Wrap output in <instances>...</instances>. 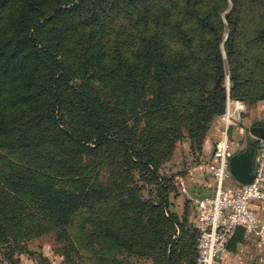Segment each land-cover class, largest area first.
<instances>
[{
    "label": "rangeland",
    "instance_id": "374dc122",
    "mask_svg": "<svg viewBox=\"0 0 264 264\" xmlns=\"http://www.w3.org/2000/svg\"><path fill=\"white\" fill-rule=\"evenodd\" d=\"M162 1L161 10L174 3L158 0ZM136 2L79 0L74 7L77 0H0V111L7 112L2 121L9 125L12 108L32 110L39 104V87L47 67L44 62L51 61L46 54L40 63L35 60L32 46L41 42L55 49L61 66L72 71L65 82L67 95L87 79L92 92L101 97L97 105L103 101L102 119L115 120L116 131L121 132L124 118L135 143L131 149L113 141L86 159L82 164L85 186L93 187L99 195L70 216L66 230L52 229L13 244L12 249L0 245V264H196V199L214 191L208 166L226 132L223 117L227 108L219 113L211 97L226 95V80L223 76L218 79L215 92L217 80L212 74L207 76V88L196 86L192 99L175 86L176 78L185 73L213 72L217 76L225 31L226 36L233 35L230 66L227 59L225 62L247 97L241 101L245 107L242 117L233 114V122L255 137L264 134V40H255L257 32L264 29V0H236L234 11L227 0H199L208 22L199 25L192 21L185 26L193 39L187 52L191 59H171L176 48L183 47L182 43L174 45L171 34V22L181 15L178 11L172 16L166 13L169 20L159 53L169 72L163 82L167 93L162 98L155 94L152 74L150 88L141 93L132 84L134 23L139 17ZM142 3V7H149V0ZM105 74L111 75L105 78ZM227 87L229 92L230 83ZM15 92L19 105L5 106L2 99L12 100ZM62 108L60 123L74 129L80 119L77 107L64 102ZM46 125L51 133L52 124ZM19 127L22 130L25 125ZM2 129L1 137L9 133ZM39 142L35 139L32 145ZM5 146H0V163L9 159L18 164L22 151ZM46 147L43 167L52 163L51 172L61 175L68 167L61 165V158L71 156V152L63 154L68 148ZM231 153L235 154L232 145ZM138 154L152 159L148 168L130 163V157L135 159ZM43 167L46 174L48 168Z\"/></svg>",
    "mask_w": 264,
    "mask_h": 264
},
{
    "label": "trees",
    "instance_id": "16d2710c",
    "mask_svg": "<svg viewBox=\"0 0 264 264\" xmlns=\"http://www.w3.org/2000/svg\"><path fill=\"white\" fill-rule=\"evenodd\" d=\"M143 1L146 0H137V2L135 0L139 17L134 23L136 43L133 69L136 80L134 78L132 84L141 93L144 88H150L149 79H151L152 74L155 80L153 86L155 94L161 97L166 92V85L163 82L169 72L167 64H165L164 59L160 58L159 53L162 48L160 47L161 44L165 42L163 29H166L169 20L165 14L171 13L172 16V12L178 11V14L181 15L180 18L171 22V29H173L171 30L173 36H171L173 39L175 38V46L182 43L183 47H177L171 54V59H191L192 55L187 52L191 50L193 39L187 33L185 26L192 21L199 25L206 24L208 14L199 5V0H174L171 7L165 10H161L164 1L159 3L158 0H149V7L146 4L142 7ZM227 1L229 8L232 6L234 11L236 0ZM78 2L79 0L74 7ZM142 8L145 10L143 11ZM226 14H223V18ZM227 17L231 23L230 15ZM232 38L231 32L229 36H226L225 31L220 41L221 57L217 58V76H214L213 72L205 74L193 72V74L185 73L176 78L177 86L175 88L182 89L185 95H189L192 99L191 94L197 91L196 86L202 88L206 84L204 79L207 76L210 77L212 74L216 78L215 92L219 88L218 79L223 76L224 81L226 80V95L211 97L212 106L215 109L220 108L219 113L225 110V107L227 108L229 101L247 99L246 94L243 93L245 89L240 92L241 89L237 86L239 81L231 69L229 74L225 62L227 59L230 66ZM202 40L201 42H203ZM255 40H264V29L257 32ZM37 44L39 45L32 46V54L37 58L35 60L40 63L42 54H46L51 60L50 64L47 61L44 62L47 67L44 82L39 87V95H41L39 104L32 110L27 108L13 110L12 108L11 117L13 119L9 118L7 121L9 125L2 121L6 120L7 112L0 111V121L2 122L0 126L9 131L1 137L3 135L1 130L3 129L0 127V146L6 145V149L8 146L10 150L22 151L21 160H18V164L9 159L0 163V245L10 246L11 249L13 244L51 233L52 229L66 230L70 224V216L79 209L86 207L90 199L99 195V192L95 191L93 187L87 188L85 186L86 180L82 177V164L86 159L97 155L104 146L113 141L125 143L127 148H135L132 133L126 125L127 122L125 124L124 118L121 121V126H123L121 132L116 131L115 120L105 122L102 119L104 115L100 108H104L103 101L101 106L97 105L101 102V97L92 92L87 79L83 80V84L78 87L77 91L67 95L68 93L64 89L65 82H67L72 71L70 68L66 69L61 66L58 61L60 55L55 49H52L51 46L46 47L41 42H37ZM14 49L17 51L18 45L15 44ZM13 52L9 57L14 56L15 52ZM110 75L105 74L104 77ZM228 83H230L229 92ZM206 88L207 85L204 86V90ZM19 100L16 92L12 100L2 99L5 106L12 104L17 106L20 103ZM105 100L108 101V99ZM64 102L72 107H77L80 118L79 123L75 125L77 130L75 128L71 130L60 123L62 118L58 114L62 112ZM31 103L34 106L33 101ZM113 109L114 107L111 110ZM20 121L25 125L22 130L19 127L23 125L20 124ZM48 123L52 124L51 133H48L47 130L46 124ZM17 134L20 137L19 135L16 137ZM35 139L40 142L33 146L32 143ZM19 141H22L23 145L16 146L15 143ZM46 146L68 148V150L62 151L63 154L71 152V156L61 158V165L65 168L68 166L61 172V175H54L51 172L52 163L43 167L45 164L41 160H47V157L42 155L47 150ZM147 156L151 155L147 154ZM132 158L134 157H130L131 164H137L144 168L149 167L148 160L152 161V159H144L140 154L136 155L135 159ZM42 167L43 170L48 168L46 174L42 173ZM195 232L197 252L198 232L196 228ZM239 233L243 234L242 231Z\"/></svg>",
    "mask_w": 264,
    "mask_h": 264
},
{
    "label": "built area",
    "instance_id": "2783aa9c",
    "mask_svg": "<svg viewBox=\"0 0 264 264\" xmlns=\"http://www.w3.org/2000/svg\"><path fill=\"white\" fill-rule=\"evenodd\" d=\"M230 108L239 119L245 109L239 100L228 102L223 117L226 132L218 145L214 161L208 166L215 182L214 192L196 199L197 216L194 224L198 232L197 264H221L239 231L264 244V138L260 139L257 148L253 182L239 184L235 189L225 187L226 181L232 177L229 170L232 153L228 133L236 120L230 115ZM228 114L230 124L225 120Z\"/></svg>",
    "mask_w": 264,
    "mask_h": 264
},
{
    "label": "crops",
    "instance_id": "0c3cea01",
    "mask_svg": "<svg viewBox=\"0 0 264 264\" xmlns=\"http://www.w3.org/2000/svg\"><path fill=\"white\" fill-rule=\"evenodd\" d=\"M232 130H234L233 133H231ZM228 135L230 143L232 142L231 145L235 148V153L244 152L250 147H254L257 153L260 138L244 131V128L238 125V122L232 123ZM238 185L233 177L227 181L228 189H235ZM221 264H264V244L237 232Z\"/></svg>",
    "mask_w": 264,
    "mask_h": 264
},
{
    "label": "water",
    "instance_id": "95a60500",
    "mask_svg": "<svg viewBox=\"0 0 264 264\" xmlns=\"http://www.w3.org/2000/svg\"><path fill=\"white\" fill-rule=\"evenodd\" d=\"M259 138H264V134ZM255 160L256 151L254 147H250L244 152L235 153L231 157L229 170L238 184L246 185L253 182Z\"/></svg>",
    "mask_w": 264,
    "mask_h": 264
},
{
    "label": "bare ground",
    "instance_id": "6f19581e",
    "mask_svg": "<svg viewBox=\"0 0 264 264\" xmlns=\"http://www.w3.org/2000/svg\"><path fill=\"white\" fill-rule=\"evenodd\" d=\"M233 110V109H232ZM232 110H231V108H230V115H233V113H232ZM230 115L228 114L226 117H225V119H226V123L227 124H230V122H231V120H230Z\"/></svg>",
    "mask_w": 264,
    "mask_h": 264
}]
</instances>
